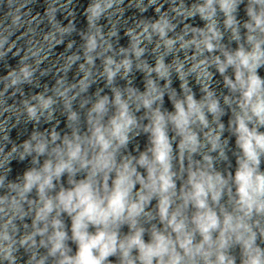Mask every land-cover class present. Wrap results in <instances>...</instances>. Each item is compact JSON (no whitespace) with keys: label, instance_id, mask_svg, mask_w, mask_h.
Wrapping results in <instances>:
<instances>
[{"label":"clouds","instance_id":"9594fccd","mask_svg":"<svg viewBox=\"0 0 264 264\" xmlns=\"http://www.w3.org/2000/svg\"><path fill=\"white\" fill-rule=\"evenodd\" d=\"M64 8L0 31V264H264V0Z\"/></svg>","mask_w":264,"mask_h":264}]
</instances>
